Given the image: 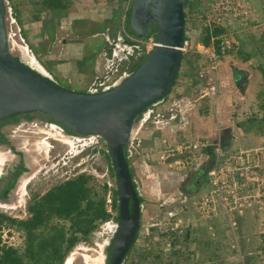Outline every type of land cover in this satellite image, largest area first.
<instances>
[{"label": "rangeland", "instance_id": "obj_1", "mask_svg": "<svg viewBox=\"0 0 264 264\" xmlns=\"http://www.w3.org/2000/svg\"><path fill=\"white\" fill-rule=\"evenodd\" d=\"M38 1L4 0V20L9 52L23 60L18 45L24 47L27 54L31 55L44 69L46 75L49 74L58 85L76 91L85 90L94 75L106 73V67L101 68L102 60L104 61L102 52L110 50L112 45L107 43L105 38L113 42L120 35L121 30L131 32L125 18L124 27L117 25L113 18L105 19L113 10L122 8V3L117 0L116 2L114 0H61L65 6L63 11L40 12ZM209 1L188 0L184 7L185 25L191 30L189 37L192 42H201L200 39L205 37L203 11ZM251 1L253 5L257 4L259 9L258 11L255 9L245 26L240 29L232 28L231 37L236 40V43L234 49L226 54L233 52L237 55H247L251 52L252 66L264 68V1ZM255 1L260 2L255 3ZM83 2L86 3L83 5ZM82 8H84V15ZM32 17L33 21H31ZM103 21H106L105 27L98 25ZM218 30H215L214 34ZM152 37L151 33H147L139 38V44L130 51L128 64L131 69L135 62H140L145 56L149 39L151 40ZM209 42L208 39L207 43ZM76 56L77 59H72ZM66 58H68L67 61ZM65 64H68L70 73L59 69L54 75V72L47 70V67L51 68V65L59 67ZM216 71H218V65L215 69H211L210 64L204 62L196 52L182 53L172 84L174 88L170 87L166 97H174V94H178V97L182 98L181 103L187 111L183 114L184 119H179L178 116L169 119V115L165 117V114H169L167 110L169 104L158 103L153 107L155 110L148 119L141 120L140 114L132 124L131 138L125 147L130 150L126 152L128 154L126 158L132 180L142 201L137 237L121 264L135 263L137 255L142 257L143 264H264V232L261 231L264 229V222L260 220V213L253 211L239 219L236 235L234 230L233 232L229 230L228 234L224 233L223 221L211 224L197 220L193 200L199 190L191 192L189 185L186 186V181L190 179V182H193L192 180L198 174L194 173L195 169L191 164L182 165V155L177 152V150H186L182 148V142L196 140L211 143L210 138L199 137L200 134L196 132L182 131L179 129V124L191 119L192 127H199L204 122L203 118L210 116L212 97L207 89L208 76L211 78ZM263 89L264 80L256 92L255 101L252 102L254 104L252 109L258 116L262 115L259 104ZM239 100L237 96H232L233 117L237 115V109L241 110L236 103ZM157 112L162 116H157ZM227 112L225 111L222 117L230 118L226 115ZM44 125L34 114L15 124L2 125L0 130L4 138H10L16 146L32 150L30 151L32 156L38 152L35 167L42 163L46 165V167L41 166L42 168L26 186L28 196L33 200L46 189L83 175L86 178L87 187L97 197L103 196L104 207L109 210L111 216L114 215L115 210L111 206L114 202L112 190L115 189V178L114 173L112 174L113 170L110 169L111 161L103 140L97 135H77L76 138L80 136L81 141L76 142L74 147L69 145L68 150L62 143L48 138V143H41L44 149H47L49 144L48 150L43 154L41 149L37 150L31 142L37 137H34V131H37L39 137L42 136V133L38 131L46 128ZM253 126L264 142V122L248 125L243 135L244 141L246 142V138L250 136ZM23 139L27 140L26 144ZM258 143L257 141L254 144ZM160 150H168L167 153L173 155L160 159ZM27 156L24 154V160ZM197 159L199 163L204 162L205 154L200 153ZM142 165L145 171L142 170ZM169 174L173 176L169 177ZM183 175L187 176L184 181H180L179 178ZM203 186L201 185V188ZM106 200H110V203L108 204ZM19 208L17 206L4 211L0 209V214L3 213L5 218L23 220L28 213L25 210L23 214L21 212L23 207ZM110 219L111 217L106 221ZM103 225V221L98 223L86 237L78 239L63 256L61 264L66 257H68L66 264H94L101 252L103 242L110 240L111 236L112 227ZM18 227L20 228L18 224L17 228L5 225L3 229L10 231L0 232V245L12 246L18 254H22L26 236Z\"/></svg>", "mask_w": 264, "mask_h": 264}, {"label": "water", "instance_id": "obj_2", "mask_svg": "<svg viewBox=\"0 0 264 264\" xmlns=\"http://www.w3.org/2000/svg\"><path fill=\"white\" fill-rule=\"evenodd\" d=\"M188 0H130L126 23L137 38L151 25V46L134 70L116 86L100 92L76 91L13 56L8 49L4 0H0V119L37 111L77 135H97L106 145L117 192V222L106 264H121L137 234L140 207L129 173L126 144L132 124L164 98L178 71Z\"/></svg>", "mask_w": 264, "mask_h": 264}, {"label": "built area", "instance_id": "obj_3", "mask_svg": "<svg viewBox=\"0 0 264 264\" xmlns=\"http://www.w3.org/2000/svg\"><path fill=\"white\" fill-rule=\"evenodd\" d=\"M252 13L251 0H210L203 11V26L209 34L210 42L208 44L192 42L189 37L191 30L188 28L180 47L181 52H196L206 59L211 69H215L220 58L236 43V40L231 37L232 28L240 29L245 26L246 22L251 19ZM214 30L218 31L214 34ZM110 40L105 38V41L112 47L107 52H102L104 61L102 60L101 68L105 66L106 73L94 75L85 91L108 90L131 73L128 61L134 45H130L127 50L124 49L126 44L121 42L123 40L121 36L116 37L113 42ZM151 44L149 39L147 49ZM147 49L146 51H148ZM171 87L174 88V85ZM168 98L171 97L165 96L149 105L141 113V120L148 119L155 110L153 107L158 103L169 104L167 108L169 114H165V117L169 115V119H174L176 110L173 106L176 102L175 99L168 102ZM156 115L160 114L157 112ZM181 146L186 149L177 150L182 155V165L191 164L193 169L198 168L201 163L197 159L200 153L205 154V161L208 164L205 168V188L198 192L193 200L197 220L211 224L223 221L225 223L224 233L228 234L229 230L232 232L234 230L235 235L237 234V221L253 211L260 213V220L264 222V144L223 149L216 143L194 140L182 142ZM128 150L126 149V151ZM159 152L160 159L173 155L172 153L168 154V150ZM182 168L184 167L182 166ZM106 202L109 204L110 200H106ZM104 225L112 227V235L116 228V222L110 219L104 221ZM261 231L264 232V229Z\"/></svg>", "mask_w": 264, "mask_h": 264}, {"label": "trees", "instance_id": "obj_4", "mask_svg": "<svg viewBox=\"0 0 264 264\" xmlns=\"http://www.w3.org/2000/svg\"><path fill=\"white\" fill-rule=\"evenodd\" d=\"M38 5L40 12L63 11L65 8L61 0H39ZM128 8L125 13L126 17L128 15ZM33 17L32 20L34 19ZM148 33L154 34L153 25H151ZM208 39L209 34L205 30V37L200 40L203 44H206ZM139 63L135 62L133 64L131 72ZM259 71L264 80V68L259 66ZM262 92L259 104L262 115L258 119L252 117L238 123V126L243 127L245 131L248 125L264 122V89ZM243 124L244 126H242ZM110 169L112 171L111 167ZM129 173L131 176L130 168ZM133 186L135 187L134 182ZM112 194L114 202H112L111 207L115 210V214L111 216L110 212L104 207L105 199L103 196L97 197L87 187L85 176L78 175L75 178L53 186L43 196L45 203H37L31 206V218L23 222L26 243L21 252L22 254H18L11 247H0V264H61L63 256L67 251L78 239L86 237L98 223L104 222L110 217L114 222H117L118 203L116 189L112 190ZM138 201L139 203L142 201L139 195ZM136 237L137 235L135 239ZM141 259L142 257L137 255L134 264H143Z\"/></svg>", "mask_w": 264, "mask_h": 264}, {"label": "crops", "instance_id": "obj_5", "mask_svg": "<svg viewBox=\"0 0 264 264\" xmlns=\"http://www.w3.org/2000/svg\"><path fill=\"white\" fill-rule=\"evenodd\" d=\"M114 1L116 2V0ZM117 1L119 3H122V8L120 7L113 10L112 12L110 11V16L105 19L113 18L115 23H117V25H120L121 27L123 26V21L126 17L125 13L130 4V1ZM259 2L255 1V3ZM85 3L86 2H83V5ZM251 5L253 8V12H255V9H257L258 11L259 7L257 6V4H254L256 6L255 7L253 5V2L251 1ZM81 10L84 15V8H82ZM99 24H101L102 27H105L106 21L100 22L98 23V25ZM251 54L252 53L249 52V54L247 55H237L236 53L231 52L224 55L221 60H219L218 71L215 72L216 75H211V78H209L210 76H208L207 89L210 92V97H212V107L210 106L209 110L211 111L212 109V113L210 114V116L208 115L203 118L204 122L201 123V126L198 124L199 127H192L191 119H188L185 121V123H181V125L179 124V129H182V131L186 133L196 132L200 134L199 137H205L208 139L210 138L211 143H216L223 149H232L237 147L241 148L264 144L262 137L258 134V131L254 126L251 128L252 131H250L251 138L250 136L247 137L245 142L243 139V135H245L246 131L241 130V127L238 126L239 122H243L248 118L255 117L258 119L260 117L252 109V105H254L252 102L255 101L256 92L258 91L259 87H261L263 78L259 71V66H252V57L250 56ZM201 57L203 58L204 62H207L203 56ZM77 58L78 57L76 56L72 59ZM67 60L68 58H66V61ZM59 69H63L70 73L68 64L59 67L58 65H51V68L47 67V70L51 71L52 73L54 72V75H56L57 73L56 70ZM234 95L237 96L238 99H240L236 103L237 106L239 104L241 110L237 109V115L233 117L232 115H234V113L232 107V96ZM172 99H175L176 102V104L173 106L176 110V117L178 116L179 119H184L183 114H186L187 111L186 107H184V104L181 103L182 98H179L178 94H174V97L168 98L167 101L170 102ZM225 111H228L226 115L230 116V118L222 117ZM257 141L259 143L254 144L257 143ZM144 168L145 167H143L142 170H144ZM204 186L199 190V192L204 190Z\"/></svg>", "mask_w": 264, "mask_h": 264}, {"label": "flooded vegetation", "instance_id": "obj_6", "mask_svg": "<svg viewBox=\"0 0 264 264\" xmlns=\"http://www.w3.org/2000/svg\"><path fill=\"white\" fill-rule=\"evenodd\" d=\"M118 36H121V38L123 39L121 42L126 44V47L124 49L128 50V47L130 45H134L135 47V45L137 46V44H139V41H138L139 38L135 37L132 32H127V31L124 32L123 30H121L120 35ZM18 48H19V52L21 53V58L30 67H32L29 64V59L27 58V56L30 57L31 55L29 56V54H27L24 47H20L18 45ZM32 68L35 69L34 67ZM47 75L50 77L49 74ZM34 114L38 117L40 122H43L45 124L44 125L45 127L46 126H49V127L39 129L38 132L42 133V136L40 135V137L39 135H37V131H34L35 133L34 137L37 136L35 137L37 139L34 138L31 144L35 146L37 150L41 149L42 153L44 154L46 150H48L49 144H47V149H44L45 147L44 145H41V143L43 142L48 143V138L52 137L49 135V131H58L59 136L52 137L51 139L57 140L58 142L62 143L69 150L68 144L62 142L60 138L77 137V134L69 132L65 128L55 123L53 120L51 121L49 117H46L43 114L37 115L39 114L37 111L21 113V114H17V115L8 117V118L0 119V130H1L2 125L8 124V123L15 124L17 122H20L23 119H27L28 116L30 115L32 116ZM33 126L35 127L36 125H33ZM52 126H54V128ZM4 137H5L4 134L0 131V209L4 211L5 209L15 208L17 206L19 208L20 206H22L23 210L21 209V212L25 214V210H26V212L28 213V216L24 218L23 220L21 219L16 220L11 217L5 218L3 213H1L0 214V232L3 233L4 231L6 232L10 231L8 229L6 230L3 229L5 225H11L12 227L17 228V224H18L20 226V228L18 227V229L21 232L25 233V226L23 222L31 218L32 212L30 211V207L37 203H45V198H43V196L53 186L50 187L48 190L46 189L44 192H42V194L39 197L34 198L32 200L30 196H28L26 186L28 185L29 181L34 178L35 174L43 166L46 167V165L45 163H42L41 165H37V167H35L34 165L37 164L36 155H38V152H36L34 156H32L30 154V151L32 150H29L27 148L20 147V146L18 147L14 144V142L11 141L10 138L8 139ZM79 138L81 137L79 136ZM26 141L27 140L23 139V142L25 144H26ZM24 154L28 155L25 160H24ZM26 162L27 164L28 163L29 164L27 165ZM206 164H207V161L202 162L199 164L198 168L194 170L195 171L194 173L198 175L192 180L193 182H190V179L186 181L187 182L186 186L189 185L188 188H190L191 192H197V190L201 189V185L205 184ZM27 168L29 170H26ZM169 175H170L169 177L173 176L172 174H169ZM183 176L179 178L180 181H184L185 180L184 178L187 175H183ZM103 226L106 227L109 225H103ZM112 235L110 236V239ZM109 242L110 240L108 239L105 242H103L101 252L98 254V257L96 258V262L94 261L95 262L94 264H106L107 263V258H108V253H109V250H108ZM0 247H4V248L11 247L12 248V246L4 245V244H1ZM67 260H68V257L65 258L63 264H66ZM134 261H136V259Z\"/></svg>", "mask_w": 264, "mask_h": 264}, {"label": "bare ground", "instance_id": "obj_7", "mask_svg": "<svg viewBox=\"0 0 264 264\" xmlns=\"http://www.w3.org/2000/svg\"><path fill=\"white\" fill-rule=\"evenodd\" d=\"M9 42V40H8ZM29 59V64L36 69H38L39 71H41L40 73L44 74L45 71L42 67H40V65L37 63V61L33 58V57H27ZM24 61V60H23ZM25 62V61H24ZM38 71V72H39ZM46 74V73H45ZM44 74V75H45ZM54 125V124H53ZM46 127H49V126H46ZM54 128V126H52ZM49 135L52 136V137H56V136H59V133L58 131H49ZM51 137V138H52ZM63 137V136H62ZM62 142L68 144V146L70 145L71 147H74L76 142H80L81 141V138H76V137H67V138H60ZM89 140V139H88ZM83 141H85V138H83ZM84 144L86 145V142H84Z\"/></svg>", "mask_w": 264, "mask_h": 264}]
</instances>
